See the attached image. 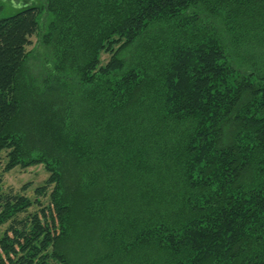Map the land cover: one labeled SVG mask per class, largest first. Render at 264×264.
Returning a JSON list of instances; mask_svg holds the SVG:
<instances>
[{"label": "trees", "instance_id": "obj_1", "mask_svg": "<svg viewBox=\"0 0 264 264\" xmlns=\"http://www.w3.org/2000/svg\"><path fill=\"white\" fill-rule=\"evenodd\" d=\"M30 1L0 154L48 176L0 178V264H264V0Z\"/></svg>", "mask_w": 264, "mask_h": 264}, {"label": "rangeland", "instance_id": "obj_2", "mask_svg": "<svg viewBox=\"0 0 264 264\" xmlns=\"http://www.w3.org/2000/svg\"><path fill=\"white\" fill-rule=\"evenodd\" d=\"M17 1V0H16ZM31 3L30 0H18L15 3V0H0V17H6L12 15L19 11V9L25 5ZM31 43L27 46V49L30 50L35 41L36 36L33 35L30 37ZM109 57L107 53H101V62L104 63ZM5 164V155L4 153L0 154V178L2 181V187L5 191L12 190L25 194L31 200L35 199L34 188L42 185L46 180L48 174L44 169L43 164H35L28 166L26 168L15 167L9 171H4L3 167ZM26 184L25 189H21L23 185ZM50 190V188L48 189ZM38 199V198H36ZM40 201L43 203L47 202V197H39ZM36 205L31 209H34Z\"/></svg>", "mask_w": 264, "mask_h": 264}, {"label": "crops", "instance_id": "obj_3", "mask_svg": "<svg viewBox=\"0 0 264 264\" xmlns=\"http://www.w3.org/2000/svg\"><path fill=\"white\" fill-rule=\"evenodd\" d=\"M18 1V0H17ZM17 1L15 0V3H17Z\"/></svg>", "mask_w": 264, "mask_h": 264}]
</instances>
